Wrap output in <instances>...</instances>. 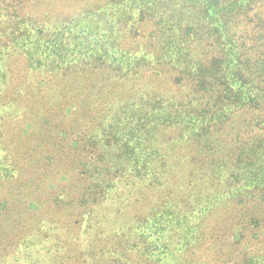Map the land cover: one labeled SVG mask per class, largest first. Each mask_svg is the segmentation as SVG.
Instances as JSON below:
<instances>
[{
	"label": "trees",
	"instance_id": "obj_1",
	"mask_svg": "<svg viewBox=\"0 0 264 264\" xmlns=\"http://www.w3.org/2000/svg\"><path fill=\"white\" fill-rule=\"evenodd\" d=\"M57 1L53 32L0 0V96L19 51L82 122L22 264H264V0Z\"/></svg>",
	"mask_w": 264,
	"mask_h": 264
},
{
	"label": "rangeland",
	"instance_id": "obj_2",
	"mask_svg": "<svg viewBox=\"0 0 264 264\" xmlns=\"http://www.w3.org/2000/svg\"><path fill=\"white\" fill-rule=\"evenodd\" d=\"M23 1L27 2L23 5L24 11L30 8L35 11V5L39 6L40 24L53 32L59 18L57 15L66 16L70 10L63 1ZM8 3L11 8L7 11L10 13L16 9L19 0H8ZM46 27L41 28L40 37L44 35L47 39L49 34L46 33L52 32ZM12 53L6 78L3 79L6 85L0 96L2 103L15 101L12 110H7V116L0 121V158L4 166L0 168L1 264H22L19 244L29 234L35 233L39 218L45 226H49L48 221L54 219L59 209L55 200L59 195L71 196L73 174L66 175L64 170L69 165L59 161V155L68 150L71 141L58 133L59 128L77 127L78 123H82L77 113L71 114V118L64 114L67 99L61 97L65 84L61 75L56 76L62 72L52 70L47 64L35 70L28 64L25 55L19 51ZM46 108L48 114H45ZM43 115L51 123L45 122ZM52 158L55 160L52 161ZM60 172L68 180L61 181ZM77 185L79 188L75 190H82V182H75L73 187Z\"/></svg>",
	"mask_w": 264,
	"mask_h": 264
}]
</instances>
